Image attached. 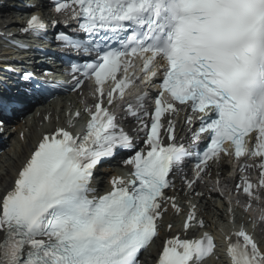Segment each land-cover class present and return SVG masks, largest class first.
Returning <instances> with one entry per match:
<instances>
[{
  "label": "snow or ice",
  "instance_id": "snow-or-ice-1",
  "mask_svg": "<svg viewBox=\"0 0 264 264\" xmlns=\"http://www.w3.org/2000/svg\"><path fill=\"white\" fill-rule=\"evenodd\" d=\"M53 10L63 21L34 11L21 32L43 36L50 26L70 29L75 21L76 29L55 39L83 61L70 63L69 90L91 82L94 103L84 105L83 131L45 132L0 192V264H141L168 207L182 212L168 190L179 180L186 196L204 199L196 188L225 156L242 173L233 177L234 191L244 195L245 207L264 203V0H53ZM137 59L139 73L129 71ZM21 78L37 89L63 86L35 81L27 70ZM158 78L152 106L146 91L125 99L137 81L150 85ZM117 99L124 101L123 116L135 121L127 130L110 107ZM16 104L0 95V113ZM181 110L183 136L172 119ZM203 141L209 142L201 150ZM120 151L130 178L112 176L110 189L99 194L97 170ZM227 199L234 221L231 192ZM187 206L185 236H167L155 264H203L216 253L210 233L187 238L205 227L197 204L188 200ZM224 254L225 264H264V240L241 224L227 236Z\"/></svg>",
  "mask_w": 264,
  "mask_h": 264
}]
</instances>
